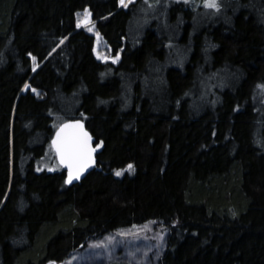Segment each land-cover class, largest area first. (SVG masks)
Returning a JSON list of instances; mask_svg holds the SVG:
<instances>
[{
	"label": "trees",
	"instance_id": "trees-1",
	"mask_svg": "<svg viewBox=\"0 0 264 264\" xmlns=\"http://www.w3.org/2000/svg\"><path fill=\"white\" fill-rule=\"evenodd\" d=\"M215 2L0 0V264L147 222L155 264H264V0ZM72 121L100 146L69 184L52 141Z\"/></svg>",
	"mask_w": 264,
	"mask_h": 264
},
{
	"label": "rangeland",
	"instance_id": "rangeland-1",
	"mask_svg": "<svg viewBox=\"0 0 264 264\" xmlns=\"http://www.w3.org/2000/svg\"><path fill=\"white\" fill-rule=\"evenodd\" d=\"M134 1L124 0V5H126L124 6L120 0V5L125 8ZM76 21L79 29H84L94 36V56L103 63H113L117 55L112 53L103 37L96 31L90 11L85 9L78 12ZM118 56L120 59V55ZM27 89L29 86L25 87L24 91ZM32 92L38 93L37 90H32ZM167 234V229L161 225L156 222H147L141 227L127 228L93 239L85 248L74 252L65 262L51 264H108L111 262L155 264L165 249Z\"/></svg>",
	"mask_w": 264,
	"mask_h": 264
},
{
	"label": "snow or ice",
	"instance_id": "snow-or-ice-1",
	"mask_svg": "<svg viewBox=\"0 0 264 264\" xmlns=\"http://www.w3.org/2000/svg\"><path fill=\"white\" fill-rule=\"evenodd\" d=\"M121 4L124 5V0H121ZM204 6L218 8L215 0H205ZM77 26L79 27V24ZM118 59L117 55L113 63ZM90 141L91 137L84 131L83 125L79 121L64 124L57 131L56 138L52 141V147L60 164L68 169L66 183H71L73 179H79L81 173L93 163L92 153L95 149L90 146ZM99 146L97 145V147ZM128 168L131 169L132 165H128ZM116 175H121V172H116Z\"/></svg>",
	"mask_w": 264,
	"mask_h": 264
},
{
	"label": "water",
	"instance_id": "water-1",
	"mask_svg": "<svg viewBox=\"0 0 264 264\" xmlns=\"http://www.w3.org/2000/svg\"><path fill=\"white\" fill-rule=\"evenodd\" d=\"M74 122H77V121H72V122H67V123H64V124H68V123H74ZM82 125H83V128H84V131H86L87 133H88V135L91 137V141H90V146L92 147V148H94L95 149V151L92 153V160H93V163L91 164V166H89L87 169H85L82 173H81V175H80V178L79 179H73L72 180V182L71 183H69V184H72V183H78V182H80L81 180H83L90 172H92L95 168H96V165H97V155H98V149H97V140H95L94 138H93V136L90 134V132L87 130V128H86V124L83 122V121H79ZM63 124V125H64ZM61 127V126H60ZM60 127H59V129H60ZM58 129V130H59ZM57 130V131H58ZM57 133V132H56ZM56 138V134H55V136H54V139ZM53 139V140H54ZM53 148V147H52ZM54 150V149H53ZM54 152H55V150H54ZM55 154H56V152H55ZM56 158H57V162H58V164L64 169V170H66L67 171V174H68V169L66 168V167H63L61 164H60V162H59V159H58V156H57V154H56Z\"/></svg>",
	"mask_w": 264,
	"mask_h": 264
}]
</instances>
